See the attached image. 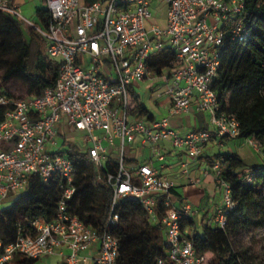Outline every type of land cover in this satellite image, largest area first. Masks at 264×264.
<instances>
[{
	"label": "built area",
	"instance_id": "built-area-1",
	"mask_svg": "<svg viewBox=\"0 0 264 264\" xmlns=\"http://www.w3.org/2000/svg\"><path fill=\"white\" fill-rule=\"evenodd\" d=\"M45 1L50 21L42 28L24 19L13 0H0V11L35 29L46 41L47 55L58 62L55 84L37 95L9 97L0 88V106H10L0 119V203L9 194L23 192L31 175L43 182L60 179V199L51 220H29L13 241L3 244L0 239V264H11L16 256L39 259L52 254L61 257V264H81L86 261L83 252L97 242L96 264H116L118 239L110 229L119 221L115 210L124 198L137 201L162 228L165 256L156 264H212L209 253H198L181 230V221L193 212L171 202L168 191L174 182L160 175L151 160L131 171L123 158L140 137L151 156L161 160L160 145L166 141L187 157L181 162L187 176L189 164L213 136L238 138L239 123L219 110L214 83L224 28L230 26L233 39L247 35L240 17L243 0H163L164 26L153 21L151 0ZM163 50L172 52V64L155 71L148 60ZM145 80L154 85L156 99L168 100L167 116L150 120L130 112V88ZM193 106L208 113L213 130L180 134L171 126L170 116L186 114ZM58 125L83 133L89 143L83 152L95 166L97 180L111 191L100 233L68 208L75 168L67 153L56 149ZM245 141L262 153L253 138ZM111 150L118 154L114 173L105 167ZM221 171L219 160L203 168L205 175L212 174L222 197L208 224L224 228L235 203Z\"/></svg>",
	"mask_w": 264,
	"mask_h": 264
},
{
	"label": "trees",
	"instance_id": "trees-1",
	"mask_svg": "<svg viewBox=\"0 0 264 264\" xmlns=\"http://www.w3.org/2000/svg\"><path fill=\"white\" fill-rule=\"evenodd\" d=\"M94 1L84 0L85 3ZM243 2L240 17L248 32L242 38L233 39L230 26L224 28L221 63L214 90L218 95L219 110L237 119L238 137L253 138L262 145L260 154L264 155V0ZM35 17L37 26H48L50 14L45 6L35 9ZM172 59V52L163 50L148 63L153 70L159 71L171 66ZM57 75L58 62L47 55L45 39L35 29L24 32L19 20L0 11V80L19 78L26 88V96H31L53 86ZM130 94L135 102L130 112L152 120L154 116L139 101L133 88H130ZM9 107L0 106V119ZM58 145L65 148L61 151L67 153L75 168V192L67 201L68 208L100 233L109 215L111 191L106 183L97 180L95 166L76 144L61 138ZM216 160L220 161L222 177L230 185L234 208L228 213L224 228L204 223L201 231H197L193 229V220L185 218L181 221V230L192 240L198 253L211 254L212 264H255L235 250L233 237L237 231L251 224L250 213L253 211L257 210L264 217V165L248 166L236 152L209 157L210 164ZM105 167L114 173L117 161L108 158ZM60 184L58 178L43 182L37 175L29 177L20 198L9 208L0 209V239L3 244L13 241L17 233L28 226L29 220H51L55 216ZM168 197L178 207L182 206L183 198L176 189L168 191ZM158 205L163 208L161 199ZM115 211L119 214V221L110 231L118 239L116 264H156L158 258L165 256L162 228L159 223L149 220L137 201L124 198ZM185 228L191 232L186 233ZM37 260L16 256L11 263L35 264Z\"/></svg>",
	"mask_w": 264,
	"mask_h": 264
},
{
	"label": "crops",
	"instance_id": "crops-1",
	"mask_svg": "<svg viewBox=\"0 0 264 264\" xmlns=\"http://www.w3.org/2000/svg\"><path fill=\"white\" fill-rule=\"evenodd\" d=\"M14 3L15 0H13ZM84 2V0H81ZM46 4V1L44 2ZM17 4V3H16ZM41 7V6H40ZM46 7V6H45ZM38 8V7H37ZM149 82V83H148ZM145 91L149 90L150 95L149 98L153 101L156 108L160 111L166 112L168 115V100L163 99H156L153 93L154 85H150L151 82L149 80H145L143 82L138 83ZM136 84V85H138ZM135 86L133 89L135 90ZM136 92V91H135ZM139 97V101L146 107V105L140 100V94L136 93ZM135 105V102L132 106ZM147 108V107H146ZM156 119L155 114L149 111ZM207 112H197L195 107L193 106L191 110L183 115H173L170 116L169 121L171 126L180 134H185L191 130H195L197 128H207V124L204 123L206 119ZM209 116V115H208ZM66 129H71L68 126H60L58 125V140L60 139L59 136H62V131ZM213 130V128H212ZM63 139V137H61ZM215 138H225L219 136H213L209 141ZM65 139V137H64ZM225 139H239L238 138H225ZM242 140L236 141V146L241 147L243 144L249 145L244 138ZM208 141V142H209ZM207 142V143H208ZM205 144V146L207 145ZM223 143L222 141L219 144ZM57 145L56 149H59ZM203 147L199 157L192 163L189 164L187 169V176L183 173L181 168V162L187 160V157L182 152L175 150L171 147L169 142H161L160 151L162 155V159L158 160L156 156L152 157L150 153V147L147 143H143L140 137H137L136 140L129 146L127 151L130 152L128 157L125 156L124 164L129 170L135 169L138 165L149 162L150 160L153 161L154 165L157 167L158 172L160 175H164L168 177L170 180L174 182V189H176L183 198L182 205H187L193 214L190 218L194 222L193 229L195 228L197 231H200L202 224L207 223L211 218L212 214L216 211V209L220 206L221 201H215L214 193L216 191L220 193V191L216 188L214 179L212 174L205 175L203 173V168L211 165L209 163V157L203 154ZM250 149L252 150L253 154L257 156H262L253 146L249 145ZM126 152V151H125ZM227 152H235V151H227ZM222 153V152H221ZM224 153V152H223ZM241 156V158L245 161V157H248L246 152L241 154L239 151L236 152ZM219 154V153H218ZM108 158H112L117 160L118 154L111 150L108 153ZM264 160V158H262ZM247 164V162L245 161ZM248 166H254L253 164H247ZM264 165L262 163L257 164L256 166ZM194 186L195 188H192ZM99 251V243H95L90 248L86 249L83 252V255L86 257V261L82 262L81 264H96L95 257ZM40 259H45L44 261H40ZM61 257L58 254L47 255L44 257L39 258L35 264H61ZM40 261V263H38Z\"/></svg>",
	"mask_w": 264,
	"mask_h": 264
},
{
	"label": "rangeland",
	"instance_id": "rangeland-1",
	"mask_svg": "<svg viewBox=\"0 0 264 264\" xmlns=\"http://www.w3.org/2000/svg\"><path fill=\"white\" fill-rule=\"evenodd\" d=\"M15 2L20 7V15L24 19L34 24H36L35 9L40 6H46V4L42 0H15ZM165 11L166 5L163 0H151V13L153 21L159 24L160 26H164L165 24ZM17 20L21 22V26L24 32H27L28 29H30V27H28V25L23 20ZM232 22L233 19H231L229 23ZM0 85L2 86L3 90L7 91L15 98L26 97L27 95L25 86L17 77H12L5 82L0 80ZM150 85L152 86L153 84L151 83ZM135 91L136 93L140 94V100L146 105L149 111L155 114L156 119H160L164 116H167V113L163 112V110H158L153 101L149 98V90L145 91L143 87L138 84L135 87ZM128 99L129 105L131 107L134 103V100L131 95ZM204 123L207 124V128L209 130H212L213 125L210 123L208 114L206 115ZM61 135L62 136H59L60 139L58 140V142L61 141V137H65L66 141L76 144L81 151L86 150L89 145V143H85L83 141L82 132L66 129L62 131ZM237 140L241 141L242 139L215 138L207 143L203 150V154L207 156H212L213 154H218L221 152L223 153L227 151H239L241 154H244L243 152H246L248 154V157H245V161L247 162V164H253L254 166L260 163L264 164V160H262V158H264V155L257 156L256 154H253L249 145L245 143L241 147L236 146L235 143ZM220 141H222L223 143L219 144ZM58 147L60 148V150H65V148L63 149V147L61 146ZM129 155L130 152L126 149L125 156L128 157ZM192 188L195 187L192 186ZM20 195L21 193H13L7 195V197H5L1 201L0 209L9 208L13 204V202L20 198ZM214 198L215 201L222 200L221 194H219L218 191L214 193ZM250 219L251 224L249 226L240 229L234 234L233 240L235 243V250L247 261H251L255 264H264V217H262L261 213L256 210L250 213ZM256 222H258V224H255ZM184 231L186 233L191 232V230H188V228H185ZM209 256L211 257L210 253ZM44 260L45 259H40V261ZM40 261L38 263H40Z\"/></svg>",
	"mask_w": 264,
	"mask_h": 264
}]
</instances>
